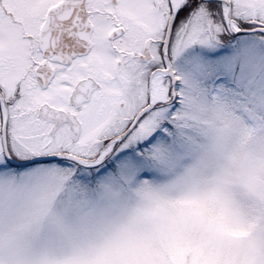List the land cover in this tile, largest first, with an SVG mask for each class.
<instances>
[{"label": "snow or ice", "instance_id": "snow-or-ice-1", "mask_svg": "<svg viewBox=\"0 0 264 264\" xmlns=\"http://www.w3.org/2000/svg\"><path fill=\"white\" fill-rule=\"evenodd\" d=\"M0 264H264V0H0Z\"/></svg>", "mask_w": 264, "mask_h": 264}]
</instances>
